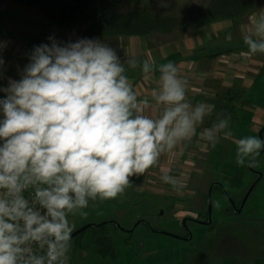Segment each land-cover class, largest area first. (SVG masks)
<instances>
[{
  "label": "clouds",
  "instance_id": "9594fccd",
  "mask_svg": "<svg viewBox=\"0 0 264 264\" xmlns=\"http://www.w3.org/2000/svg\"><path fill=\"white\" fill-rule=\"evenodd\" d=\"M254 22L258 39L244 37L245 55L264 53V11ZM49 40L33 48L20 79L0 86V264H68V215L86 217L90 200L122 195L162 153L190 140L215 108L188 102V82L174 62L129 60L144 74L160 73L151 99L163 112L151 118L144 114L149 99H137L115 49L97 39ZM228 129L224 117L200 136L215 146L220 132L232 136ZM235 143L239 166L246 158L251 166L264 149L257 136ZM160 179L173 189L184 183L168 174Z\"/></svg>",
  "mask_w": 264,
  "mask_h": 264
},
{
  "label": "rangeland",
  "instance_id": "374dc122",
  "mask_svg": "<svg viewBox=\"0 0 264 264\" xmlns=\"http://www.w3.org/2000/svg\"><path fill=\"white\" fill-rule=\"evenodd\" d=\"M14 1L0 0V15L25 16L31 13H42L37 6L19 5ZM186 1L109 0L111 6L108 11L115 16L129 11L133 6H140L146 12L153 13H161L159 11L160 7H171V9L168 8V12L173 13L177 9L183 8ZM192 1L199 3L201 0ZM163 12L167 13L166 11ZM70 31L71 28L53 26L50 37L61 44L75 42L79 37L70 36ZM258 57H260V60L263 59L262 56ZM260 60L254 57L255 71L257 70L255 68L261 63ZM260 80L263 82L264 77H261ZM258 84L254 86L256 90ZM224 89L225 87L221 88L217 100L220 103L223 101L225 104ZM250 93L252 96L248 101L243 96L241 98L240 94H236L234 101L236 105L229 106L232 109L231 111L237 109L239 115L243 114L248 119L245 126L243 125L236 130L231 129L230 127L233 126L229 125L228 130H231L232 134H236L240 139L250 136L258 137V133L264 124V97L257 101L255 97H259V95L254 96L253 90H250ZM244 96L247 97L248 95L245 94ZM256 106L257 109L254 108ZM239 109L245 111L241 112ZM212 121L209 122L210 127L214 124ZM218 142L222 147H225V145L228 147V139L223 141L220 137L216 145ZM210 145L206 141L202 149H196L195 152H200L202 156L201 158L196 156L197 159L195 158L194 163L185 164L187 167L182 165L178 169L175 166L172 167L169 162L158 160L160 163L149 169L150 178L145 175L140 183L132 182L124 193L117 198L104 201L99 199L90 200L89 206L82 210L88 213L86 217H82L78 213L76 215L69 214V223L74 225L73 232L86 225L88 227L71 238L68 264H193L191 259L198 257V249L194 248L200 245L201 242L206 243L209 240L210 229L207 224L188 222V226L193 232V237L190 240L178 239L161 232L179 236L185 233L183 230V226L186 225L183 223L185 218L205 219V214L201 215L198 211L205 210V198L211 183L221 181L230 197L235 201H239L257 178L248 168L249 159L247 158L243 166L237 165V168L233 170L224 166L225 161L223 160L228 159L226 156L222 158L219 165H210L207 161L208 155L212 153ZM176 150L190 153L192 149L186 148L183 151L182 147H176ZM200 155L198 154V156ZM235 157L232 155L231 160L232 163L237 164ZM160 164L164 166H160ZM160 167L165 168V170L166 168L170 169L167 174L172 177L176 175L183 177L177 178L184 182L183 186L173 189L171 185L165 184L160 179L162 176L159 173ZM251 167L254 170L264 172V154L257 157L252 162ZM182 169L184 170L183 174H180ZM173 171H178V173H173ZM217 202L219 206H217ZM211 203V217L214 222L219 223V221L224 220V223H236L239 221L242 224L251 223L258 229L260 228L263 234L261 236L262 241H260L262 246L259 249L264 250V179L249 194L242 209L243 217L241 220L236 219L235 216H228V218L221 216L224 214L223 208L228 205L227 196L221 187L212 189ZM139 220H144L147 224L139 223L134 227ZM114 222H117L118 225ZM133 227V231L126 232V230ZM251 231L254 232V229H251ZM248 236L249 234L244 231L245 241H247ZM253 249L254 247L250 253L241 257L239 264H260L262 262L261 257L257 258L258 256L254 255ZM210 252L212 253L206 254L209 256H205L208 260L203 261L202 264H218V262L224 264L225 258H218L215 256L214 251Z\"/></svg>",
  "mask_w": 264,
  "mask_h": 264
},
{
  "label": "crops",
  "instance_id": "0c3cea01",
  "mask_svg": "<svg viewBox=\"0 0 264 264\" xmlns=\"http://www.w3.org/2000/svg\"><path fill=\"white\" fill-rule=\"evenodd\" d=\"M14 3L19 4L16 1ZM207 3L208 0H201L199 3L187 0L184 7L187 5L206 6ZM255 3L254 7L253 0V6L241 16L212 15L207 22L199 24L187 22L171 27L169 32L159 30L149 34H100L87 31V23H81L71 27L69 34L76 38L79 37V39H97L115 49L121 62L124 63L125 74L133 84L137 99L147 97L150 101L151 108L144 114L151 118H159L163 112V105H157L151 99V90L158 88L160 73L156 71L144 74L139 66L129 67L127 61L136 60L138 63H142L144 60H148L150 63L154 62L157 67L169 61L174 62L178 68L179 76L188 82L187 100L193 107L199 102L213 104L212 101L216 99V96H220L222 87H225L224 91L229 89L240 91L247 101L252 96L250 90H253L254 96L259 95V97H255L257 101L264 97V81H259L261 77H264V75H260V69L264 66V54L245 55L249 50L244 43V37L251 35L253 39H258L254 35V17L264 11V0H255ZM177 10L173 13H178L181 17L183 13ZM53 26L43 13H31L25 16L0 15V43L4 45L2 53H0L4 61L2 69H0L3 72L0 86L6 87L9 78L20 79L25 66L29 63L33 48L40 44L50 43L49 37ZM228 47H234V49L225 52ZM258 56H262L263 59L260 60ZM254 57L261 61L260 65L255 68L256 71L254 70ZM256 84H258L257 90L254 88ZM245 94L248 96L245 97ZM0 98H3V93H0ZM254 108L257 109V106ZM244 109L240 110L245 111ZM209 118L210 115L206 116L203 123L197 126L196 134L190 140L183 141L176 146L182 147L183 151L186 148H191L190 153L181 152L175 147L170 152L162 153L159 160L169 162L172 167L175 166L179 169L182 165L194 163L195 158H201L200 152H195V150L202 149L206 142L200 134L205 128H210ZM212 122L217 123V118ZM220 137L221 140L226 141L223 132L219 133L218 138ZM210 146L212 147V145ZM163 157L164 159H162ZM160 166L164 165L160 164ZM185 167L187 166L185 165ZM183 171L182 169L180 174H183ZM168 172L170 169L166 168L165 170L160 167L161 175ZM176 172L178 173V171H173V173ZM150 174L147 170L143 173V178L145 175L149 177ZM152 175L154 176V174ZM174 177L183 178L177 175ZM198 212L203 211L199 210ZM194 249H198V257L191 259L193 264H200V262L202 264L203 261L208 260L205 256L209 255L206 254L212 253L205 243L202 247L198 245ZM214 254L218 258H225L224 264H239V260L245 255L230 256L217 254V252ZM260 259L262 260L260 264H264V258ZM218 264L221 263L218 262Z\"/></svg>",
  "mask_w": 264,
  "mask_h": 264
},
{
  "label": "trees",
  "instance_id": "16d2710c",
  "mask_svg": "<svg viewBox=\"0 0 264 264\" xmlns=\"http://www.w3.org/2000/svg\"><path fill=\"white\" fill-rule=\"evenodd\" d=\"M15 1L26 6H37L49 22L57 28H71L81 23H87V31L94 33L99 32L100 34H149L159 30L169 32L171 31V27L187 22H195L197 24L207 22L212 15L230 17L241 16L245 11L249 10L253 6V0H208L206 6L187 5L182 9H178L177 11H181L183 13L181 17L178 13L168 12V8L170 9V7H160L159 11L161 13H153L146 12L142 9L143 7L140 8V6H133V8L129 11L114 16L108 11L111 6L109 0ZM255 4L254 0V7ZM163 11H166L167 13ZM233 49L234 47H228L225 52H230ZM260 70V75H264V66L261 67ZM236 94H240V91H233L232 89L224 91L223 95L227 104H224L223 101L220 103L219 100H217L219 96H216V99L212 101L215 108L210 115L208 122L211 123L212 120L215 121V118H217L218 121L220 118L227 117L229 118V125L236 127H230L231 129L236 130L243 125L245 126L248 119L243 114L239 115L237 109H235V111H231L232 109L229 107L236 105L234 102L237 96ZM240 96L242 97L241 94ZM239 111L242 112L240 109ZM210 123L208 125H210ZM239 138L240 137H237L236 134H232V136L228 138V147L227 145L222 147L219 142L217 145L212 146V153L207 157L209 164L217 166L219 165V162L222 161V158L226 156L228 159L223 160L225 161L224 166L231 170L236 169L237 164L232 163L233 161L231 160V156H236L237 145L235 141ZM263 154L264 152L262 155ZM261 172L263 174L261 180H263L264 172ZM255 177H257V175ZM258 183L256 185H258ZM214 187L219 186L214 185L213 188ZM253 189H255V187ZM223 210L224 214L221 215L222 217L228 218V216H235L238 220H241L243 217L242 212L239 215H236L231 209L229 203L225 208H223ZM203 213L205 216L207 215V204L205 205V210H203L200 214L202 215ZM207 227L210 229V232L208 234L209 240H207L208 238L206 239L207 241L205 245L210 251L230 256H234L236 254L247 255L254 247V255L264 258V250L259 249L260 246H262L260 241H262L261 236L263 233L260 228L258 229V227L253 224H242L239 221L236 223H224V220L219 221L218 223L217 221L214 222L212 218L211 224L207 225ZM251 229H254V232H252ZM244 231L249 234L247 241H245L244 238ZM203 243L204 242H201L199 246L202 247Z\"/></svg>",
  "mask_w": 264,
  "mask_h": 264
},
{
  "label": "water",
  "instance_id": "95a60500",
  "mask_svg": "<svg viewBox=\"0 0 264 264\" xmlns=\"http://www.w3.org/2000/svg\"><path fill=\"white\" fill-rule=\"evenodd\" d=\"M263 131H264V124L263 126L261 127L259 133H258V137L263 139ZM264 152V149H261L259 154L256 156H260L262 155V153ZM255 157V158H256ZM249 161V160H248ZM252 163V162H251ZM248 168L250 169L251 172L255 173L257 175V178L255 179V181L251 184V186L249 187V189L247 190V192L245 193V195L243 196L242 200L240 201V204L238 207L235 206V203H234V200L230 197V195L226 192L225 188L223 187V184L221 182H213L211 183V185L209 186V190H208V193H207V220L205 222H202L204 224H210L212 222V217H211V213H212V203H211V193H212V189H213V186L214 185H218L219 187H221L225 193V195L227 196V199L231 205V207L233 208V211L236 215L240 214L241 213V210L247 200V198L249 197V194L251 193V191L253 190V188L256 186V184L261 180L262 178V172L259 171V170H254L251 166H249V162H248ZM142 178H143V174L141 175H137L136 177H133L132 178V182L133 183H140L142 181ZM190 219V218H189ZM187 219H184L183 220V223L186 222ZM198 221V220H197ZM141 222H145L144 220H139L135 223L134 227L141 223ZM116 225H118L117 222H114ZM102 224V223H100ZM99 224V225H100ZM88 225L76 230L75 232L72 233L71 235V238L74 237L76 234H78L80 231L84 230L85 228H87ZM133 228L129 229V230H126V232H131L133 231ZM166 233L167 235H171V236H174V237H178L177 235H174V234H170V233H167V232H164ZM192 237V234L189 232V235L186 239H190Z\"/></svg>",
  "mask_w": 264,
  "mask_h": 264
},
{
  "label": "flooded vegetation",
  "instance_id": "af4514ba",
  "mask_svg": "<svg viewBox=\"0 0 264 264\" xmlns=\"http://www.w3.org/2000/svg\"><path fill=\"white\" fill-rule=\"evenodd\" d=\"M252 164V163H251ZM254 169V168H253ZM253 173V172H252ZM253 175H255L256 176V174L255 173H253ZM207 198V197H206ZM243 198V197H242ZM242 198L239 200V201H234V203H235V206L236 207H238L239 206V204H240V201L242 200ZM207 200V199H206ZM229 202V201H228ZM206 204H207V201H206ZM230 204V203H229ZM231 206V205H230ZM231 209L233 210V208L231 207ZM234 212V211H233ZM199 214L201 213V212H198ZM239 215V214H238ZM190 218V219H189ZM185 219H187L186 220V222H185V226H183V230L185 231V233L184 234H181V235H179L178 237H176V238H180V239H186L187 237H188V235H189V232L192 234V232H191V230H190V227L188 226V222H192V223H196V224H202V225H206V224H204V223H202V222H205L206 220H207V215H206V219H198V218H194V217H188V218H185ZM198 220V221H197ZM141 223H146V222H141ZM147 224V223H146ZM211 224V223H210ZM207 225H209V224H207ZM161 233H163V234H166V233H164L163 231L161 232ZM167 235V234H166Z\"/></svg>",
  "mask_w": 264,
  "mask_h": 264
},
{
  "label": "built area",
  "instance_id": "2783aa9c",
  "mask_svg": "<svg viewBox=\"0 0 264 264\" xmlns=\"http://www.w3.org/2000/svg\"><path fill=\"white\" fill-rule=\"evenodd\" d=\"M29 191H31V189H30ZM24 195H25V197H26V198H28V196H29V193H28V192H25V194H24ZM41 211L43 212V210H41ZM33 248H34V250H35V251H37V252H39V251H40L39 249H37V248H36V246H35V245H33Z\"/></svg>",
  "mask_w": 264,
  "mask_h": 264
}]
</instances>
